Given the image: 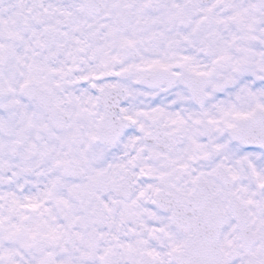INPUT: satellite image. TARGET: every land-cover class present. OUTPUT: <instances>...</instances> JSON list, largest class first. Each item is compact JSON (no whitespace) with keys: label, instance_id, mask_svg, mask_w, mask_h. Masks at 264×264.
Returning <instances> with one entry per match:
<instances>
[{"label":"snow or ice","instance_id":"obj_1","mask_svg":"<svg viewBox=\"0 0 264 264\" xmlns=\"http://www.w3.org/2000/svg\"><path fill=\"white\" fill-rule=\"evenodd\" d=\"M0 264H264V0H0Z\"/></svg>","mask_w":264,"mask_h":264}]
</instances>
